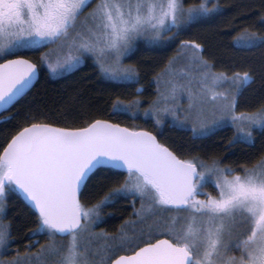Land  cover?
<instances>
[{"label":"snow or ice","instance_id":"6c2138e0","mask_svg":"<svg viewBox=\"0 0 264 264\" xmlns=\"http://www.w3.org/2000/svg\"><path fill=\"white\" fill-rule=\"evenodd\" d=\"M221 14L219 0H0V110L11 111L45 72L63 77L89 60L113 87H134L142 74L155 85L150 101L137 87L99 115L30 112L0 143V255L23 242L5 223L10 203L13 219L35 225L24 254L0 264H264V154L233 167L227 155L204 158L162 140L171 128L203 149L232 127L229 150L256 148L257 133L264 142V106L239 110L258 81L264 95V58L243 72L217 71L204 43L180 39ZM141 46L176 53L159 71L126 64ZM233 47L264 53V31L245 27ZM141 116L154 131L120 123ZM128 199L132 218L115 233L96 231L113 218L105 210Z\"/></svg>","mask_w":264,"mask_h":264},{"label":"trees","instance_id":"16d2710c","mask_svg":"<svg viewBox=\"0 0 264 264\" xmlns=\"http://www.w3.org/2000/svg\"><path fill=\"white\" fill-rule=\"evenodd\" d=\"M188 2L198 3L199 0H188ZM219 4L222 9L221 15L216 16L209 22L193 27L180 39L204 43L212 53L211 58L216 62L217 71H246L249 66L255 65L260 59L264 58V53L261 51L255 53L239 51L233 47V42L245 27L249 31H264L260 25L261 15H264V0H219ZM257 13H260V15H257ZM234 28L238 30L234 31ZM175 53L176 46L165 52L146 50L141 46L140 52L130 60L132 63L128 61L126 63L152 62L156 64V70L159 71L167 63L168 58L174 56ZM137 87H143L145 90L141 99L149 101L155 95V85L151 83L150 76L145 77L142 74L141 83L134 87H113L99 78L90 60L80 70L63 77L52 78L45 72L29 94L11 111H6L0 115V143H3L11 134H14L16 125L23 123L24 117L30 112L34 113L41 110L47 112L53 119L62 118L76 111L99 115L98 109L108 107L107 102L117 96L125 100L133 99ZM260 89L261 82L259 81L249 88L244 97L241 98L239 110L253 112L264 106V95L261 94ZM9 116H14L15 119L5 122ZM120 123L123 126L135 124L143 129L154 131L152 122L146 120L143 116L135 120L124 117ZM233 135L234 129L232 127L223 128L212 140L204 142L206 147L203 149L200 147L201 142L199 141L196 142L195 148L192 147L191 133L185 134L171 128L165 129L162 140L168 143L172 141L183 143L191 150L192 155H200L204 158L207 155L216 157L227 155L229 158L225 160V163L233 167L238 164L250 167L249 160L255 163L259 155L264 154V152H261V145L264 142L260 141L258 133L256 134L258 140L256 148L240 144L229 150L228 142L233 138ZM126 201L122 200L116 208L108 209L107 213H110L113 218L108 219L107 223L101 224V227L114 232L123 220L128 219L130 207L128 201ZM17 206L15 203H10L9 217L5 223H12L14 237L23 242L13 244L11 251L15 248L21 251L24 250L29 243L25 239L29 228H35L34 224L24 227L26 221L23 218L20 220L13 219L16 216L15 208Z\"/></svg>","mask_w":264,"mask_h":264},{"label":"flooded vegetation","instance_id":"af4514ba","mask_svg":"<svg viewBox=\"0 0 264 264\" xmlns=\"http://www.w3.org/2000/svg\"><path fill=\"white\" fill-rule=\"evenodd\" d=\"M206 191L212 192L213 195L215 194L214 190L211 189V188L206 189ZM199 198H200V199H203L204 197H199ZM124 201H126V200H124ZM127 201H128V205H129V207H130V214H129V217H128V219H129V218H132V201H131V199H128ZM127 201H126V202H127ZM105 211H106V213H107L108 209H106ZM123 221H124V220H123ZM122 223H123V222H122ZM122 223H121V224H122ZM104 224H105V223H104ZM121 224L118 226V228H117L114 232H110V231H108L106 228L101 227V225H100L98 228H96V231H101V230H103V231L108 232V233H110V234H111V233H115V232L119 229V227L121 226ZM36 240L39 241V245H44V244L47 243V239L44 238V237H39V236H37V237H35V239H33V241H36ZM39 245H37V249H38ZM37 249H33V251H36ZM17 250H19V249L15 248L14 250H12L10 255H1L2 259H3V260H11V259H13V258H14V255H15V253H16ZM19 251H20L21 255H23L24 252H25V249L22 250V251H21V250H19ZM123 254H125V253H123ZM234 254H235V255H238L239 253H234Z\"/></svg>","mask_w":264,"mask_h":264},{"label":"rangeland","instance_id":"374dc122","mask_svg":"<svg viewBox=\"0 0 264 264\" xmlns=\"http://www.w3.org/2000/svg\"><path fill=\"white\" fill-rule=\"evenodd\" d=\"M127 61H128V62H131L130 60H126L125 63H126ZM131 63H132V62H131ZM126 64H127V63H126ZM128 64H130V63H128ZM152 98H154V96L151 97V99H152ZM151 99H150V100H151ZM150 100H149V101H150ZM184 103H185V105H186V101H184ZM145 106H146V105H145ZM240 111H241V110H240ZM214 195H215V194H214ZM136 207L139 208V203H138V202L136 203ZM121 254H123V253H121ZM0 259H2L1 255H0Z\"/></svg>","mask_w":264,"mask_h":264},{"label":"water","instance_id":"95a60500","mask_svg":"<svg viewBox=\"0 0 264 264\" xmlns=\"http://www.w3.org/2000/svg\"><path fill=\"white\" fill-rule=\"evenodd\" d=\"M4 112H6L5 110H0V115H2ZM123 126V125H122ZM146 130V129H145ZM149 131V130H148Z\"/></svg>","mask_w":264,"mask_h":264}]
</instances>
